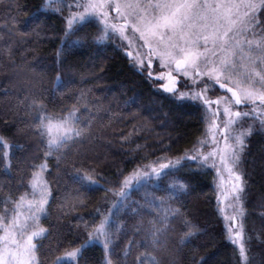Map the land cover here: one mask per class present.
I'll use <instances>...</instances> for the list:
<instances>
[{"label":"trees","instance_id":"obj_1","mask_svg":"<svg viewBox=\"0 0 264 264\" xmlns=\"http://www.w3.org/2000/svg\"><path fill=\"white\" fill-rule=\"evenodd\" d=\"M68 3L0 0V234L14 219L21 197H32L33 175L42 172L50 193L37 253L44 264H192L193 259L197 264H264V131L247 137L243 154L246 262L220 215L214 171L196 169V163L183 159L181 164L190 167L179 175L191 179L190 188L177 183L178 192L169 199L168 182L139 184L107 225L109 249L91 243L89 233L106 218L108 201L119 196L124 178L145 166L176 163L186 150L199 148L206 132L205 112L198 103L174 101L159 82L146 80V72L133 69L112 40L101 41L103 31L96 21L65 36ZM262 20L264 6L258 14ZM41 103L46 111L39 115L52 122L67 119V110L75 106L76 124L91 139L70 153L61 149L46 156L48 137L35 134ZM85 167L94 169L98 184L81 185L76 169L83 174ZM176 209L200 227L192 243H179ZM155 228L163 231L154 239ZM86 241L79 262L65 259Z\"/></svg>","mask_w":264,"mask_h":264},{"label":"snow or ice","instance_id":"obj_2","mask_svg":"<svg viewBox=\"0 0 264 264\" xmlns=\"http://www.w3.org/2000/svg\"><path fill=\"white\" fill-rule=\"evenodd\" d=\"M78 7H82L84 11L73 14L67 20L65 36L75 35L77 31L89 27L87 23H83L86 14L95 13L102 8L107 9L111 5L107 3V0H104L103 3H94L90 0L89 3L78 5ZM240 7L241 5L224 2V0H123L122 3H116L115 8L117 14L122 16L124 24L113 25L112 27L114 29L119 28L121 36L129 27L134 33L139 34L138 39L148 49L147 63L141 61L139 69H136L134 62L133 69L141 74L146 72V80L153 84L159 82V88L164 93L169 94L174 101H200L202 106L206 108H211L213 103L219 105L221 100L226 99L225 97L221 96L213 101L206 95H202L201 91L195 90L201 86L207 89L209 81H214L220 89H226L227 92L231 93V100L226 101L224 108V115L228 117L223 123L224 146L223 148L214 147L204 157V160L207 161L209 156L219 155L221 164L231 162L232 167L228 168V172L234 178L235 198L243 201L247 196L245 192L247 181L242 170L243 154L247 148L245 137L251 136L254 131H264V20L257 23L256 16L253 14L246 21H238ZM246 7L252 9L255 5L248 4ZM122 9L124 10L123 13L121 12ZM100 14L102 18L107 17L106 10ZM77 22L82 23L81 28L74 26ZM257 27L261 28L259 38H255ZM247 31L252 32L253 39H249L245 35ZM88 38V34L85 33L83 39L87 40ZM92 40L96 42L97 37L93 36ZM61 56H63V49L57 52V62ZM153 58L159 61L161 68H166L168 71L154 73L152 71ZM179 76L189 78L195 87L190 88L187 81L181 84L178 79ZM57 81H60L59 76H57ZM232 103L245 107L250 104L252 107L247 111L233 112L230 107ZM44 111L46 110L41 103L35 121V134L41 138L48 137L46 156L52 155L54 151L58 153L61 149H68V153H70L73 147L84 144L91 139L89 131L76 124L75 106L67 110V119L61 117L59 123L55 125L57 133L63 131L62 135H52L54 127L52 121L39 115L40 112ZM212 116L213 119L208 130L213 136L214 144L218 145L219 141L216 140V130L220 127L216 123L219 119L218 108L213 110ZM233 117H251L252 121L246 130L231 138L228 134L229 128L236 123ZM257 121L258 127H256ZM230 139H232L231 143H229ZM188 153L192 154L188 155ZM199 155L194 147L186 150L183 157L177 158L176 164L180 165L178 168L160 164L159 169L152 167L151 171H148L147 166H145L144 181L145 183L168 182L169 186L172 187V192H169V199H171L178 192L175 187L177 183L180 184V188H190L191 186L190 178L179 175L184 168L190 167L187 163L181 164V159L196 161ZM44 167L45 165H41V170ZM76 171L82 186L92 187L98 184V181L93 180L94 169L85 167L83 174H80V169H76ZM198 174L197 171L193 172V175ZM38 177L39 173L33 175V188L42 183ZM139 182L138 180L137 183ZM132 188L131 179L124 178L119 195L122 198H127ZM49 195L47 188H42L39 198L35 201H29L36 213L46 211L45 205L48 204ZM174 214L181 218L178 229L181 245L192 243L191 238L194 236L199 238V225L189 219H184L179 209L174 210ZM4 219L6 220L7 217L5 216ZM162 222H167V216L163 218ZM107 223V218L101 220L94 233H89V236L95 235L97 239H103L105 251L109 249L112 243L109 239V233L105 230ZM13 226L18 227L20 233L26 234V241L16 238V234L10 230V227ZM13 226L5 225L6 235L0 237V241L4 245L0 247V264H44L37 253L40 251V238L45 233V229L38 228L29 233L27 225L17 226L15 220H13ZM171 230L169 229V231ZM162 231V228H155L152 232L153 238L155 239L156 234ZM237 234L239 235V233ZM87 246L88 242L86 241L74 252L69 253V256H75L79 262L83 258ZM241 251L243 252V247H241ZM125 254L127 255V253ZM108 264H113L112 260H109ZM192 264H197L195 259H193ZM201 264H207V262L202 260Z\"/></svg>","mask_w":264,"mask_h":264},{"label":"rangeland","instance_id":"obj_3","mask_svg":"<svg viewBox=\"0 0 264 264\" xmlns=\"http://www.w3.org/2000/svg\"><path fill=\"white\" fill-rule=\"evenodd\" d=\"M59 2H63V0H47V3H56L58 4ZM68 7L70 9L69 17L68 19L73 15L77 13H82L84 9L82 7H78V5H84L90 2V0H68ZM91 2L94 3H103L104 0H91ZM122 3L123 0H107V3L111 5V7L107 9H100L95 13L91 14H86L85 22L88 21H96L99 25L101 30L103 31L102 36H101V41L102 42H108L112 40L118 47H120L125 55H128L130 58V61L132 63L135 62L136 68L139 69L140 62L143 61L145 64L147 63V47L143 46V42L138 39L139 34L134 33L131 28L129 27L128 29L125 30L124 35L121 36V33L119 31V28L114 29L112 26L113 25H123L124 20L121 15H118L116 12L115 5L116 3ZM224 2H233L238 5H241L239 8V16L237 17L238 21H246L248 18H250L253 14H255L257 23L258 21V14L262 7L264 6V0H224ZM248 4H253L255 5L254 8L249 9L246 7ZM107 11V17L102 18L101 17V12L102 11ZM123 9L121 12L123 13ZM247 13V15H245ZM82 23L77 22L74 24V26L81 25ZM107 25V26H106ZM239 26V24H238ZM256 37L259 38L260 30L259 28H256ZM249 39H253V35L251 31H247L245 33ZM243 38V37H241ZM152 71L154 73H159V72H167L168 70L166 68H161L159 65V61L155 58H153V68ZM174 75H177L176 73H173ZM179 82L181 84L185 83L187 81L188 85L190 88L195 87L192 85L191 80L186 77L179 76L178 77ZM166 82V81H165ZM229 86H232L229 84ZM195 90L201 91L202 95H206L208 98H210L213 101H216L218 97H225V100H221L219 105L216 103H213L211 108H206L202 106L200 101H191L200 104L205 112V125H206V132L204 135V138L201 141V144L199 148L197 149V152L200 154L199 158L196 161L188 160L190 163H196L195 167L196 169H201V170H212L214 171V174L216 176V184H215V191H216V196H217V203H218V209L220 212V215L222 216L230 241L236 246L238 249L239 253L241 254L242 261L246 262L247 260V240L249 238L245 226H244V208H243V201L237 200L235 198V193L233 189V183H234V178L230 176L228 172V168L232 167L231 162H226L225 164H221L219 160V155L215 157L209 156L208 160L205 161L204 157L208 155L212 151L214 147H220L223 148L224 146V133H223V123L228 119L227 116L224 115V108L226 106V101L231 100V93L227 92L226 89H220L217 84H215L214 81H209L208 82V87L207 89H204L202 86L200 88H196ZM259 103V102H257ZM232 108V111H238V110H249L252 106L249 104L247 107L244 105H235L232 103L230 105ZM219 109V119L216 121V123L220 126L216 130V140L219 141V144H214L213 142V136L209 132V125L212 122L213 116L212 112L215 109ZM234 120H236V123L230 126L229 128V136L231 138H234L235 136L239 135L240 132L246 130L247 126L249 123H251L252 118L251 117H233ZM59 122H52L53 124V133L52 135L55 136L57 134L62 135L63 131L61 130L59 133H57L55 125H57ZM258 127V121L257 125ZM248 137V136H247ZM245 137V139H247ZM232 142V139L229 140V143ZM4 147L6 148L7 152L9 151V146L5 143L2 142ZM164 164V163H158L154 165L147 166V170L151 171L152 167H156L159 169V165ZM167 164V163H166ZM170 167L172 166H178L176 163L172 164H167ZM200 166V167H198ZM219 169V171H217ZM45 170V167L44 169ZM145 171V168H142L138 170L135 175L133 174L130 179L133 185V188L138 186L139 184L145 182L143 178V172ZM42 181V183L38 184L35 188H33L32 184V197L29 200L23 199L16 211V215L13 220H15V225H27V231L30 233L31 230H35L38 228H41V221L44 218V216L47 213V208L49 204V199L50 195L48 196V204L45 205L46 211L43 213H36L35 208L33 206H30L29 201H35L39 198L40 195V190L42 188H47V191L49 192L47 183L45 181L44 174L41 172L39 173V177ZM140 181L137 183V181ZM132 188V189H133ZM123 198L119 195L115 199L109 200L107 204V221L109 223L114 211L118 207V205L121 203ZM13 220L8 226H13ZM105 226V230L107 231V225ZM10 230L16 234V238L21 241H26V234L20 233V230L18 227H10ZM239 233V235L237 234ZM6 235V229L5 226L2 227V232L0 234V237ZM35 242V241H34ZM91 243H98L103 245V239H97L95 235L92 236V241ZM3 242L0 241V247H3ZM241 247H243V252L241 251ZM246 258V259H245ZM68 261H75L76 257L75 256H67L65 258Z\"/></svg>","mask_w":264,"mask_h":264}]
</instances>
